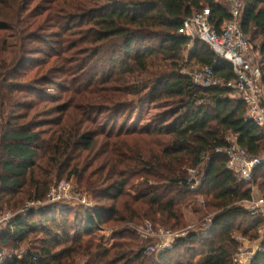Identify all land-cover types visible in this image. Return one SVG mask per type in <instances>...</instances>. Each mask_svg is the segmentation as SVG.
I'll return each instance as SVG.
<instances>
[{
    "label": "trees",
    "instance_id": "1",
    "mask_svg": "<svg viewBox=\"0 0 264 264\" xmlns=\"http://www.w3.org/2000/svg\"><path fill=\"white\" fill-rule=\"evenodd\" d=\"M204 8L217 26L231 18L228 0H0V43L17 42L11 59L0 52V205L18 210L0 246L39 237L30 259L5 264H236L237 236L259 237L264 216L244 204L252 187L218 149L234 135L264 157V132L230 88L198 85L183 71L188 52L200 68L235 76L207 43L179 33ZM240 19L264 71V0H247ZM155 104L164 110L135 120ZM254 175L264 190V161ZM71 177L95 208L20 212L25 198L44 199ZM188 206L197 229L146 255L148 241L128 224L184 230ZM106 226H124V242H101ZM248 264H264V238Z\"/></svg>",
    "mask_w": 264,
    "mask_h": 264
},
{
    "label": "built area",
    "instance_id": "2",
    "mask_svg": "<svg viewBox=\"0 0 264 264\" xmlns=\"http://www.w3.org/2000/svg\"><path fill=\"white\" fill-rule=\"evenodd\" d=\"M228 2L231 18L224 21L221 25H215L210 9L204 8L187 17L179 29V33L192 40L198 39L207 43L218 56L230 62L235 75L234 78L228 81L220 78L216 75L213 68L209 66L198 68L195 72L183 71L189 74L198 85L204 87L230 88L233 94L241 98L246 104L247 117L253 120L264 132V71L262 55L252 45L249 36L243 31L240 21L247 0H228ZM228 141L230 145L227 148L218 149V151L227 154L228 168L233 170L241 180H251L255 168L264 161V157L250 154L238 144L237 137L234 135H230ZM70 180H61L55 183L44 199L28 200L20 212L28 214L32 210L41 211L57 203L82 204L88 208H95L96 206L91 196L82 192ZM199 184V180H196L193 182V187ZM1 189L0 160V191ZM263 203L264 197L244 201V204L247 205L252 214H261L264 216ZM15 215L16 213L10 211L4 212L0 205V237ZM128 226L139 237L149 242L151 238H155L156 242L147 244L145 249L146 255H151L171 247L176 238L186 235L189 231L186 229L178 232L166 230L156 226L149 220H146L142 224L129 223ZM263 232V228H261L259 230V237L256 240H249L246 237L237 236L241 247L235 256L236 264H248L252 254L258 250H254L256 248L255 245L263 240ZM249 242L251 246L247 245ZM22 258L30 259L29 253H24L18 249H6L0 246V264Z\"/></svg>",
    "mask_w": 264,
    "mask_h": 264
},
{
    "label": "rangeland",
    "instance_id": "3",
    "mask_svg": "<svg viewBox=\"0 0 264 264\" xmlns=\"http://www.w3.org/2000/svg\"><path fill=\"white\" fill-rule=\"evenodd\" d=\"M9 40H10L9 41L10 44H12V47H9L8 48V45L6 43L3 44V40H2L1 43H0V52L2 54H4L5 56H8L11 59L14 56V53L13 52L15 50V47H16L15 44H17V42H15V38L9 39ZM184 59H185V63L189 65L188 67H185L184 68V70H186V72H195L196 70H198V68H200L199 65H197L195 63V61L190 62V58L188 56V52H185ZM161 110H164L163 107H162V105H159V104L150 105V106L149 105H146L144 111L143 110H137V113L135 114V120H136V117L137 116H143L145 118L143 120V123H145V122L149 121L150 118H154L157 115V113L160 112ZM138 114H140V115H138ZM0 156H1V154H0ZM0 159H1V157H0ZM203 166H204V164H201L198 167V169H196L195 171L191 172V175L196 180H199V183H200V180L202 179ZM255 176L256 175H254V173H253L251 180H249V181H244L243 180V181H244V183L246 185L252 187V191L254 192V195H255L254 198L255 199H260V198L264 197V190L261 188V186L259 184L260 183L259 180H258L257 183L255 182ZM70 179L72 180V182H73L74 185L78 186L74 177H71ZM65 180H67V179H65ZM200 184L197 185V186H200ZM28 200H30L28 197L25 198V202H24V205L23 206L26 205V203H27ZM74 205H76V204H74ZM263 206H264V203H263ZM22 207H20V208H22ZM246 207H247V205H246ZM3 211L5 212V210H3ZM17 211H14V213H17ZM185 214H186V223H187V226L184 229L189 230V231L190 230L197 229L198 224H201V221H202V220H199V215L197 213L193 212V210L189 206L185 209ZM158 218L160 219L161 216L158 217ZM156 225L159 226V227H161V228H164L166 230H171V229L168 228V226L163 225L161 223H158ZM123 227L124 226L110 228V227L106 226L105 229H103V231H101V234L104 236V238L101 240V242L105 241V243L107 245H110V246L113 245V244H115V243H117V242H120V243L121 242H124V240L121 239V237L123 235L120 236V234H124L123 231H122ZM263 231H264V226H263ZM176 232H178V231H176ZM263 236H264V232H263ZM38 239H39V237L37 235L34 236L33 238L30 236L21 245H16V246L15 245H12L11 246V245H8L7 244L6 245L7 247H4V248H6V249H14V250L18 249L19 251H23L24 253H28L31 250V248H34V247H36L38 245L37 244L38 241H39ZM151 242H156L155 238H151L150 242L148 241V244H150Z\"/></svg>",
    "mask_w": 264,
    "mask_h": 264
},
{
    "label": "crops",
    "instance_id": "4",
    "mask_svg": "<svg viewBox=\"0 0 264 264\" xmlns=\"http://www.w3.org/2000/svg\"><path fill=\"white\" fill-rule=\"evenodd\" d=\"M254 196H255V195H254V192H253V198H254ZM262 241H263V240H262ZM262 241H260L258 244L255 245L256 248H255L254 250H257V249L259 248V246H260V244H261ZM247 245H248V246H251V243L249 242Z\"/></svg>",
    "mask_w": 264,
    "mask_h": 264
}]
</instances>
